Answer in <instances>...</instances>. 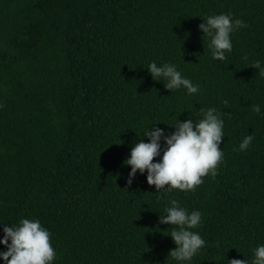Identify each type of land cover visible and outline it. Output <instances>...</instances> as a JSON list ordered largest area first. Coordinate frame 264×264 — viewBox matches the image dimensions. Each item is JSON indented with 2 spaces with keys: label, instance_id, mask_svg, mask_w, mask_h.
I'll return each mask as SVG.
<instances>
[{
  "label": "trees",
  "instance_id": "1",
  "mask_svg": "<svg viewBox=\"0 0 264 264\" xmlns=\"http://www.w3.org/2000/svg\"><path fill=\"white\" fill-rule=\"evenodd\" d=\"M221 13L247 24L223 62L199 28ZM256 60L264 62V0H0V223L40 220L54 264H178L168 257L172 228L159 224L175 199L202 213L194 231L206 247L191 264L249 260L264 244ZM153 61L175 64L200 93L165 89L145 68ZM210 107L225 122L216 177L161 194L138 171L128 186L124 161L152 124L174 131L167 124Z\"/></svg>",
  "mask_w": 264,
  "mask_h": 264
},
{
  "label": "clouds",
  "instance_id": "2",
  "mask_svg": "<svg viewBox=\"0 0 264 264\" xmlns=\"http://www.w3.org/2000/svg\"><path fill=\"white\" fill-rule=\"evenodd\" d=\"M199 25L203 37L210 40L211 58L217 61L227 60V54L233 50L232 34L247 24L241 19H235L232 14L208 15L202 17ZM258 70L257 74L264 77V62L256 60L251 66ZM155 81L163 82L165 89L174 92L181 89L193 96L199 94L200 86L184 77L177 66L172 63L158 65L155 61L145 67ZM252 111L264 115L259 104L252 105ZM202 118H191L173 124L174 131L153 127L152 124L143 137L131 147L129 156L124 161L131 166L127 184L130 187L137 175L147 172V182L154 185L156 193H171L174 190L189 192L203 184V178L218 175V166L224 158L220 145L223 141L225 122L223 113L215 107L200 110ZM156 124V123H155ZM254 139L252 134L246 136L239 144L238 150L249 149ZM163 142V155L162 152ZM160 158L154 162L156 158ZM170 206L160 215L159 224L170 225V236L176 247L169 256L178 264H191L193 257L206 247V241L199 232L194 231L202 224V213L199 210L189 212L179 201L170 200ZM3 225V238L0 244L6 251H0V259L5 264H54L57 253L52 246L51 233L38 219H21L18 225ZM228 264H264V244L253 249L249 260L232 259Z\"/></svg>",
  "mask_w": 264,
  "mask_h": 264
}]
</instances>
